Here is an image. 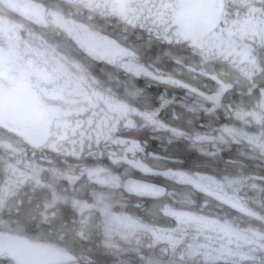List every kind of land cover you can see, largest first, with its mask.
Masks as SVG:
<instances>
[{"label": "flooded vegetation", "instance_id": "flooded-vegetation-1", "mask_svg": "<svg viewBox=\"0 0 264 264\" xmlns=\"http://www.w3.org/2000/svg\"><path fill=\"white\" fill-rule=\"evenodd\" d=\"M175 9L0 0V88L44 113L34 129L0 126V211H13L0 216L23 227L0 232L5 264L10 235L75 241L74 264L124 236L191 238L213 264L264 254V0H224L218 23L186 40Z\"/></svg>", "mask_w": 264, "mask_h": 264}, {"label": "water", "instance_id": "water-1", "mask_svg": "<svg viewBox=\"0 0 264 264\" xmlns=\"http://www.w3.org/2000/svg\"><path fill=\"white\" fill-rule=\"evenodd\" d=\"M222 7L223 0H176L173 22L178 27L179 35L186 40L206 34L219 21ZM40 122L41 112L30 96L0 88V125L21 130L25 126L33 129ZM128 184L127 181L126 186ZM126 192L138 193L127 188ZM172 215L193 224H209L203 218L189 213L174 212ZM4 245L14 264H66L76 260L67 251L42 242H30L22 237L8 236Z\"/></svg>", "mask_w": 264, "mask_h": 264}, {"label": "rangeland", "instance_id": "rangeland-1", "mask_svg": "<svg viewBox=\"0 0 264 264\" xmlns=\"http://www.w3.org/2000/svg\"><path fill=\"white\" fill-rule=\"evenodd\" d=\"M6 212L13 215V211L10 209L1 208L0 213ZM7 215V214H6ZM21 216V214L19 215ZM22 224V222H21ZM112 227V224H111ZM22 225H16L15 222L12 223V219L7 220V217L0 216V232H7L13 230H22ZM129 229V227H127ZM134 237L131 239L130 237L124 236V238H112L108 237L100 242L101 246L106 249H110V252H106L103 260L106 264H163L158 257L163 258L164 253L167 254L163 260L164 264H200L199 263V254L200 251L197 250L196 245L192 246V239L185 238L183 241L180 239L175 240L174 246L163 247L158 242H148L151 238L148 237V241L145 239H139ZM134 241L136 242L134 244ZM60 244L65 248H74L75 241H71L70 239L61 240ZM159 244V245H158ZM136 245V246H135ZM176 245H179L178 247ZM135 246V247H133ZM194 247V248H193ZM156 249V251H155ZM190 257L192 262L190 263ZM246 257V256H244ZM203 260H205L204 264H213L214 257H204L201 256ZM249 260H252L248 256ZM140 259H144L145 263L140 261ZM154 259V260H152ZM5 264V261H1L0 263ZM253 264H264L263 254H257L256 252L253 254Z\"/></svg>", "mask_w": 264, "mask_h": 264}, {"label": "trees", "instance_id": "trees-1", "mask_svg": "<svg viewBox=\"0 0 264 264\" xmlns=\"http://www.w3.org/2000/svg\"><path fill=\"white\" fill-rule=\"evenodd\" d=\"M98 247V246H97ZM99 248V247H98ZM101 248V247H100ZM102 249V248H101ZM95 252H96V249L94 248L93 249V251H91L90 253H88V254H86V259L88 258V259H93L94 260V257L95 256H97V255H95ZM102 256V255H101ZM103 258H104V256H102L101 258H100V260H102V261H104L103 260ZM100 263V262H99ZM85 264H97V262H95V261H88V260H86L85 261ZM101 264V263H100Z\"/></svg>", "mask_w": 264, "mask_h": 264}, {"label": "bare ground", "instance_id": "bare-ground-1", "mask_svg": "<svg viewBox=\"0 0 264 264\" xmlns=\"http://www.w3.org/2000/svg\"><path fill=\"white\" fill-rule=\"evenodd\" d=\"M99 247V246H98ZM96 245L93 247V249L95 248L96 249V252H95V256L94 257V261L97 262V264H105L104 261L100 260V258L102 257L101 254H102V251L100 250V248H98ZM100 262V263H99ZM107 264V263H106Z\"/></svg>", "mask_w": 264, "mask_h": 264}]
</instances>
